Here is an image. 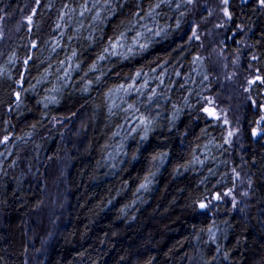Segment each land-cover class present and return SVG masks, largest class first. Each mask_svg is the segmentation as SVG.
Returning <instances> with one entry per match:
<instances>
[{
  "label": "trees",
  "instance_id": "trees-1",
  "mask_svg": "<svg viewBox=\"0 0 264 264\" xmlns=\"http://www.w3.org/2000/svg\"><path fill=\"white\" fill-rule=\"evenodd\" d=\"M213 1L190 40L187 0H0V264H264V9Z\"/></svg>",
  "mask_w": 264,
  "mask_h": 264
},
{
  "label": "rangeland",
  "instance_id": "rangeland-1",
  "mask_svg": "<svg viewBox=\"0 0 264 264\" xmlns=\"http://www.w3.org/2000/svg\"><path fill=\"white\" fill-rule=\"evenodd\" d=\"M212 1L213 0H209V3H205V2L202 3L201 7L198 10H196L195 3L193 4V2H194L193 0H192L191 3L188 2L189 5H191V7H194L193 8L194 10H193V12L191 14V17L189 18L190 26L188 28L189 29L188 38L190 40H194V39L198 40L199 38H201V35L204 36L205 33L201 34L199 31H201V27H203L204 25H206L209 22H208V20L206 18L204 19L203 17H201V14L202 13H210L211 12L209 5H210V3L212 4L214 2V1L213 2ZM211 10H213V9H211ZM222 12H223V9H222ZM195 28L197 29V32H195V33H196V37H198V38L193 37V31H194ZM206 43H208L207 40H206ZM244 51L248 52L249 57L254 58V56H253L254 47H252L251 44L246 45V47L244 48ZM202 52H204V51L202 50ZM228 68H229V66L226 67V69H228ZM229 79H232V81L235 80L234 74H231V73L226 74L225 73V78H224V82L226 81L224 83L225 86L227 84L230 86V82L228 81ZM252 79H254V77L251 78L250 80H252ZM228 89L230 90V93H231V98H229V99H238L239 93L237 92L236 88H233V87L230 86V88H228ZM228 89H225V93H227L229 91ZM211 101H212L211 99H207L206 100V103H207L206 107L212 108ZM210 105H211V107H210ZM215 111L220 117V119H216V120H218L220 122V125L224 128V140H225V142L227 141L226 144L229 146V148L232 149L233 146H234L233 142L235 141V136H238L239 132L233 126L231 121L227 118V116L222 111H217V110H215ZM262 115H264V111H263ZM225 120H227V123H225ZM258 129L260 130V126H259ZM259 130H258V132H259ZM229 132L233 133V135L231 137H229V135H228ZM60 168H61V166L58 167V170ZM62 175H63V173H60V178L62 177ZM232 175H233V178H234L235 185L232 188V190L230 191L231 195L227 198V201H226V202H228L227 203L228 211L230 213H232L234 216H236L239 219H241L242 221H244V223H245V222H247L248 207H247L246 203L241 202V199H244L245 196L248 197L250 191L252 190V185L250 184L248 179L245 180L244 178H242V179H244V182L246 181L248 189L246 190L247 195H243V197L240 198L241 191H242V188H243L242 184H240V179H241L242 175H241V173L239 172L238 169H234V168H232ZM236 188H237V190L239 188L241 190L239 195H238V197L233 195V192L236 190ZM60 202H61V198L59 196H57L56 197V208H57V211L56 210L53 211L54 213L55 212L56 213L53 215L52 220H51V222L55 223V224L52 225L53 228L52 227L48 228L46 230V232L42 234V239L44 240V242L46 244H49L50 241L56 236V231L58 229V224L60 223L59 222V218L61 219V215H60L61 213L60 212L63 210L62 209V207H63L62 204H58ZM45 208H46V205H45L44 209ZM59 228H60V226H59ZM30 248H31L30 251L34 250L33 247H30ZM34 257H35L34 255H31V257H30L31 260H33Z\"/></svg>",
  "mask_w": 264,
  "mask_h": 264
},
{
  "label": "snow or ice",
  "instance_id": "snow-or-ice-1",
  "mask_svg": "<svg viewBox=\"0 0 264 264\" xmlns=\"http://www.w3.org/2000/svg\"><path fill=\"white\" fill-rule=\"evenodd\" d=\"M188 2L191 3L192 0H188ZM245 2H247V0H245ZM256 2L258 3V5H259V7H260L261 9H264V0H256ZM222 3L225 5V7L223 8V14H224V16H225L228 20H231V19H232V16H231V13H230V11H229V8L227 7V5L229 4V0H222ZM117 6H122V5H117ZM95 7H96V5L93 4V5H92V8H95ZM103 7L106 8L107 10H109V11H112L113 14H115V9L113 8L112 3L110 2V0H105V3H104V5H103ZM156 7H159V4H157ZM82 8H83V11H81V13H80L81 16L84 15V12H85V11H91V9H89L88 6H87L86 4H85V5H82ZM99 15H100V13L97 12V13H96V16L98 17ZM134 15H135L136 17H139V16H140V13H139V12H135ZM149 15H151V13H149ZM28 20H29V23H31V17H29ZM218 26H223V25H218ZM145 27H147V26L145 25ZM148 30L151 31V29H148ZM141 35H142V33H137V39L134 41V44L139 43V37H140ZM124 36H125V33L121 32V33H120V38H119V39H117L115 42L109 41V47H110L111 49H113V50H116V49L120 46L121 41L124 39ZM193 37L198 38V37H196V33H195V31H193ZM35 46H36V45L34 44L33 47H35ZM139 47H140L141 49H144V48L146 47V44H139ZM104 51H105L106 53H108L109 49H108V48H105ZM129 51H131V49H129ZM110 54H111V53H110ZM99 59H100V60H103V59H105V56L102 55V56L99 57ZM254 59H255V57H254ZM27 62H28V61L26 60L25 63H27ZM95 67H96V66L93 65V66H92V70H95ZM136 76L139 77V76H140V73L137 72V73H136ZM257 81H259L261 84H264V77L256 76L254 79L250 80L249 83H250V84H255ZM134 87H135L134 84H130V85H129V88H134ZM119 88H120V89H124V85H120ZM16 95H17V100H19V93H17ZM149 100H151V97H149ZM253 103H255V102H253ZM130 107H131V106H130ZM259 107H260V110H261V111H264V105H259ZM203 111L205 112V114H206L207 116H209V117H211V118H213V119H220L219 115H218V114L216 113V111H215L214 109H212V108L205 107V108L203 109ZM145 119H146V118H141L140 123H141V124H144V123H145ZM261 121H264V115H262V116L260 117V121L257 122L258 126H259V124H260ZM225 123H227V120H225ZM146 127H147V126H146ZM252 134H253L254 136H256V135H258V134H260V135H264V129H260L259 132H258L257 129H253V133H252ZM228 135H229V137H231V136L233 135V133H232V132H229ZM144 138H146V137H142V139H144ZM6 140H7V137H5V141H6ZM226 142H227V141H226ZM141 187H146V185H141ZM228 194H229V193H224V195H228ZM244 195H247V193H244ZM214 198L217 199V200H219V199H220V195H219V194H216V195L214 196ZM199 207H200L201 209H205V208L207 207V205H206L205 203H203V202H200V203H199Z\"/></svg>",
  "mask_w": 264,
  "mask_h": 264
},
{
  "label": "flooded vegetation",
  "instance_id": "flooded-vegetation-1",
  "mask_svg": "<svg viewBox=\"0 0 264 264\" xmlns=\"http://www.w3.org/2000/svg\"><path fill=\"white\" fill-rule=\"evenodd\" d=\"M231 0H229V2H230ZM248 2H250V0H247V2H245V0H237V3H238V5L240 6V5H244V4H246V3H248ZM228 6V5H227ZM256 6H257V8L258 9H260L261 10V8L259 7V5H258V3L256 2ZM229 11H230V13H231V9H229ZM222 14H223V12H222ZM223 16H224V14H223ZM231 16H232V14H231ZM224 18H225V20H227V21H230V20H228L225 16H224ZM252 45V44H251ZM252 47H254L253 45H252ZM255 51L253 52V56L255 57ZM250 60L251 61H254L255 59L254 58H251L250 57ZM260 126H262V124L260 125ZM262 129V128H261Z\"/></svg>",
  "mask_w": 264,
  "mask_h": 264
}]
</instances>
